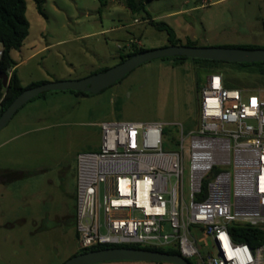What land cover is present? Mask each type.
<instances>
[{"label":"rangeland","instance_id":"374dc122","mask_svg":"<svg viewBox=\"0 0 264 264\" xmlns=\"http://www.w3.org/2000/svg\"><path fill=\"white\" fill-rule=\"evenodd\" d=\"M25 2L29 34L11 53L16 63L24 61L16 68L23 85L87 78L116 66L131 44L147 50L168 46L165 31L122 2L101 7L99 0H41L45 16L33 0ZM146 11L182 44L264 47V0H153ZM129 39L133 43L124 44ZM205 78L188 61L158 59L98 94L47 92L19 109L0 130V264H63L79 250L77 157L98 150L103 122L163 123L164 152L179 151L181 125L189 177L188 134L196 127ZM259 90L264 91H245ZM200 243L203 253L214 252L209 239Z\"/></svg>","mask_w":264,"mask_h":264},{"label":"built area","instance_id":"2783aa9c","mask_svg":"<svg viewBox=\"0 0 264 264\" xmlns=\"http://www.w3.org/2000/svg\"><path fill=\"white\" fill-rule=\"evenodd\" d=\"M98 127V150L77 157L79 250L173 248L191 264H264V91L206 76L188 134L189 177L181 125L177 152L162 149L163 123ZM232 225L258 229L260 244L235 243ZM206 238L214 252H202Z\"/></svg>","mask_w":264,"mask_h":264},{"label":"trees","instance_id":"16d2710c","mask_svg":"<svg viewBox=\"0 0 264 264\" xmlns=\"http://www.w3.org/2000/svg\"><path fill=\"white\" fill-rule=\"evenodd\" d=\"M36 4L39 14L44 15L41 5V0H33ZM122 2L126 9L131 14L145 15V22L158 31H165L167 34L168 45H186L197 46L192 40H187L182 44L179 39L175 37V32L167 24L162 22H155L152 20L150 14L146 11V4L153 0H99L101 7L107 6L109 2ZM26 2L25 0H0V72L8 75L9 80L7 86H3L0 79V116L7 109V107L17 98L25 89L31 88L44 83V81L32 83L23 87L21 85L18 75L13 69L16 66L15 60L11 53L19 51L24 40L29 34V23L25 17ZM132 42V41H131ZM133 43V42H132ZM242 49H256L264 47L245 45V46H228ZM146 48L138 47L131 44L130 48L125 53L119 54V63L125 59L146 51ZM166 60L173 61L174 65H182L185 62H190L195 67V72L200 78H204L209 74H220L223 79L225 88L228 89H255L261 87L264 89V62L259 63H228L221 61H210L201 59H189L185 57L166 58ZM107 68L96 71L94 74L105 71ZM120 82V81H119ZM117 82V83H119ZM198 87V86H197ZM197 91L199 92L198 88ZM76 95L89 96V93L72 92ZM45 94V93H43ZM40 94L39 96L43 95ZM37 96V97H39ZM34 99V98H33ZM31 101V100H30ZM229 233L235 243H246L251 248H255L260 244L262 234L258 229L232 225L229 228ZM111 247H127L144 249L149 251H158L170 255H179V251L173 248H154V247H140V246H100L93 247L87 250H77L73 256L79 255L88 251L100 250ZM151 264V263H147ZM166 264V263H155Z\"/></svg>","mask_w":264,"mask_h":264},{"label":"water","instance_id":"95a60500","mask_svg":"<svg viewBox=\"0 0 264 264\" xmlns=\"http://www.w3.org/2000/svg\"><path fill=\"white\" fill-rule=\"evenodd\" d=\"M173 57L250 64L264 62V49L168 45L159 49L146 50L125 59L112 68L98 72L84 79L44 82L40 85L25 89L0 116V130L9 123L19 109L40 94L53 91H72L95 95L121 81L134 69L144 63ZM0 79L3 82V86H7L9 80L8 75L0 72ZM122 261L135 263L159 262L169 264H191L180 255H170L158 251L127 247H111L88 251L72 256L63 264H103Z\"/></svg>","mask_w":264,"mask_h":264},{"label":"crops","instance_id":"0c3cea01","mask_svg":"<svg viewBox=\"0 0 264 264\" xmlns=\"http://www.w3.org/2000/svg\"><path fill=\"white\" fill-rule=\"evenodd\" d=\"M127 41H133V40H126V41H124V44L127 42ZM118 49H119V46H118ZM22 62H24V61H21V62H18V63H16V66L13 68V69H15V71H17V67H18V65H20V64H22ZM17 73V72H16ZM18 75V74H17ZM18 78H19V76H18ZM20 79V78H19ZM44 82H49L47 79H42ZM20 82H21V85L23 86V87H25V86H27V85H29V84H31V83H33V82H30V83H27L26 85H23L22 84V81H21V79H20Z\"/></svg>","mask_w":264,"mask_h":264}]
</instances>
